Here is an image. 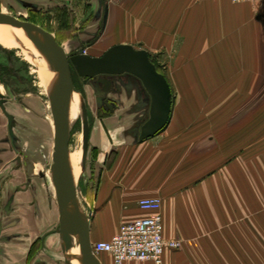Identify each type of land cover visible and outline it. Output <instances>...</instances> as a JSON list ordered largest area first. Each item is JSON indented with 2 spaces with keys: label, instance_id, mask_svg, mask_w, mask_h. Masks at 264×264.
<instances>
[{
  "label": "crops",
  "instance_id": "1",
  "mask_svg": "<svg viewBox=\"0 0 264 264\" xmlns=\"http://www.w3.org/2000/svg\"><path fill=\"white\" fill-rule=\"evenodd\" d=\"M85 1L97 18L76 34L68 30L77 24L68 18L71 4L53 1L61 18L50 19V31L66 49L83 46L100 55L113 44L131 43L158 62L166 56L162 63L171 88L213 89L172 100L167 124L142 140L127 132L119 110L97 122L90 141L99 147L100 159L112 151L114 156L109 164L98 161L100 171L95 182L88 176L80 203L91 241L110 239L123 221L148 215L139 199L158 196L164 236L183 242L181 248H166L160 264H264V0ZM223 86H237L239 92L214 95ZM128 98L136 109L138 93ZM251 109L253 141L230 152L229 137L220 144L230 126L224 119L235 111L232 121L239 122ZM205 111L217 130L199 163L197 127ZM3 121L0 112V127ZM9 150L0 149V264H60L64 252L55 227L60 214L52 176L16 167ZM96 254L101 264H117L107 251Z\"/></svg>",
  "mask_w": 264,
  "mask_h": 264
},
{
  "label": "rangeland",
  "instance_id": "2",
  "mask_svg": "<svg viewBox=\"0 0 264 264\" xmlns=\"http://www.w3.org/2000/svg\"><path fill=\"white\" fill-rule=\"evenodd\" d=\"M50 1L46 2V0H0V11L9 12L21 18L33 20L34 22L44 26L45 28L53 30L54 25L51 24L50 19L53 18L54 20H56L55 18H61L57 17L58 10H56V4H53V1L60 4L62 2L63 5L71 4V15H69L68 18H70L72 22L77 21V24L71 26V28L68 29L69 33L73 32V34H76L80 29H83V27L91 19L97 18L94 17V15L90 14L91 12L89 13V11L92 10L89 9L90 5L85 0ZM34 3H37L36 6L34 5ZM85 4L87 5L85 6ZM92 27L93 26L91 25V28ZM77 50L78 48L73 50L67 49L68 53H73ZM151 59L154 60L153 62L157 64V66L162 72H167L166 66L164 67V64L162 63V61H166V56L162 55L160 57L161 63H159L160 61L158 62V59L155 57L151 56ZM41 60L44 61L43 59ZM0 63L5 64V73L7 74V77L11 79L15 86L19 87L21 90H25L26 88H31V90L33 88L36 90V92L34 91L35 94L33 93L35 98H32V102L33 105L36 107V111L38 114L37 121H35V123L37 125L39 137L38 140L35 141L33 144V149H36L33 150V152L39 155L41 154V156L43 155L44 160H37L35 165L32 167L25 166L24 171L29 172L30 169L34 168L38 171H45L51 177L50 165L53 159L52 153L54 150L55 143V125L50 105V97L48 94V86L42 83L40 77L38 76L36 72L35 63L32 60H29L28 56L24 54L22 49H20L19 47H8L0 42ZM75 77V85L78 89V92L81 94L82 102L85 103L87 109L90 122V134L93 127L98 124V121L103 123L106 116H109L114 112H117L116 110H119V114L121 113L123 115V117H121L124 120L123 122H127V125L125 124L124 126L125 128H127V132L134 134V137H136L135 135H138V126L140 122L144 119V117H146L148 109V99L138 79H136L130 74L112 75L111 78L113 80V86H111L110 91L104 96L102 95L103 84L98 82L96 79L88 78V80L85 81V76H78L77 74H75ZM238 88L239 87L237 86H223L220 87L218 90H215L213 93L214 95L238 94ZM201 89L203 91H201ZM209 89L210 87H190L173 85L172 100L180 99L181 94L193 95L207 92L212 93L211 91L213 89ZM134 92H137L139 95V103L138 105L136 104V109L135 107H133V104L128 101V97H130ZM115 94L125 97L126 100L118 101L116 99V96H113ZM104 98H107L111 102L112 108L108 107L104 103ZM209 104H211V102ZM262 109H264V105ZM253 111L254 109H251L248 113H246V115L242 116L241 119H239V122L232 121V116H234V112L230 114L229 118L224 119V122H227L225 126L228 127V124H230V126L226 128L223 133L220 134L223 136V140H220V144L223 145V143L227 142L226 140H228L229 137L231 143L234 144L231 146V148H234L230 150V152L235 153L237 152L239 147L242 150L244 146L247 147L249 143H252L254 136L252 127L255 118V114ZM200 115L203 117L204 123L202 122L203 124L201 123L202 125L197 127L199 163L203 162L205 160L204 158H206V156H208V154L210 153L211 148H207L208 143L212 141V137L215 136L214 132L217 130V124H211V120L209 119L210 117L207 116V111L201 112ZM81 117L82 114H80L77 122L73 125L72 134L70 137V150L73 153V151L82 149L81 172L77 179V195L79 202L81 203V205H83L82 202H84L85 189L88 185V176H92V180L95 182L96 177L101 168L99 164H97L98 161H103L105 162V164H109L112 156H114V151L110 152L106 157L100 159V149L97 145L91 143L89 137L88 150L84 158L83 120ZM21 127V125L18 126L19 129H21ZM47 130L48 136L45 134ZM238 136H241L240 140ZM202 147L206 148L201 150ZM247 149L252 150V146L248 147ZM247 152L248 150L245 151V153ZM53 187L56 203V189L54 184ZM55 227H60V221H56ZM58 260L60 264H65V255L63 254V256Z\"/></svg>",
  "mask_w": 264,
  "mask_h": 264
},
{
  "label": "water",
  "instance_id": "3",
  "mask_svg": "<svg viewBox=\"0 0 264 264\" xmlns=\"http://www.w3.org/2000/svg\"><path fill=\"white\" fill-rule=\"evenodd\" d=\"M36 6V3H34ZM108 4L104 2L103 24L107 21ZM0 23L18 27L31 33L43 55L55 64L58 78L48 91L55 125V143L50 166L59 207L60 235L63 242L65 264H72L76 253L71 249L81 245L83 264H101L92 247L88 217L81 209L77 195V180L70 159L71 127L69 112L72 95L78 91L72 77L71 64L76 71L103 84L102 95L111 89L112 75L130 74L139 80L147 96V115L138 126V139L154 135L169 121L172 109V88L166 74L160 71L145 48L131 43H116L102 54L84 51L68 53L54 32L44 26L21 18L15 14L0 11ZM112 108L111 102L103 99ZM83 151L87 154L90 122L85 103L82 107Z\"/></svg>",
  "mask_w": 264,
  "mask_h": 264
},
{
  "label": "built area",
  "instance_id": "4",
  "mask_svg": "<svg viewBox=\"0 0 264 264\" xmlns=\"http://www.w3.org/2000/svg\"><path fill=\"white\" fill-rule=\"evenodd\" d=\"M139 205L149 209L150 213L123 221L119 225L118 231L110 239L92 242L95 253L107 251L117 264H123L130 259H151L160 264L166 248L182 247L181 238H166L164 236L160 197H142L139 199Z\"/></svg>",
  "mask_w": 264,
  "mask_h": 264
},
{
  "label": "flooded vegetation",
  "instance_id": "5",
  "mask_svg": "<svg viewBox=\"0 0 264 264\" xmlns=\"http://www.w3.org/2000/svg\"><path fill=\"white\" fill-rule=\"evenodd\" d=\"M8 47L16 46L8 45ZM71 70L76 84L75 74L81 75L72 64ZM5 71V64L0 63V112L4 118L2 127H0V131H3L0 135V149L11 150L7 152V155L12 153L10 158L16 167L19 168L21 165L32 167V164L36 163L37 160H44L43 155L33 152L36 150L33 149V144L39 137L35 123L38 114L32 102L33 93L36 90L33 88L32 90L31 88L21 90L7 77ZM19 125L22 126L21 129L18 128ZM45 134L48 136V130Z\"/></svg>",
  "mask_w": 264,
  "mask_h": 264
},
{
  "label": "bare ground",
  "instance_id": "6",
  "mask_svg": "<svg viewBox=\"0 0 264 264\" xmlns=\"http://www.w3.org/2000/svg\"><path fill=\"white\" fill-rule=\"evenodd\" d=\"M0 42L5 46L14 45L22 49L23 53L28 56L29 60H32L35 63L36 72L42 83L48 86L49 91L50 87L54 85L58 78V71L55 68V64L43 55L33 35L21 28L0 23ZM83 105L84 102H82L81 94L78 91H75L72 95L69 112L71 134L73 125L77 122L80 114H82ZM81 150L82 149L73 151V153L70 151V159L76 180L81 172ZM71 252L76 253L75 257L72 258L71 263L83 264L81 245L78 244L76 247L72 248Z\"/></svg>",
  "mask_w": 264,
  "mask_h": 264
},
{
  "label": "trees",
  "instance_id": "7",
  "mask_svg": "<svg viewBox=\"0 0 264 264\" xmlns=\"http://www.w3.org/2000/svg\"><path fill=\"white\" fill-rule=\"evenodd\" d=\"M56 37H57V39L59 40V41H61V39H60V36L58 35V33L56 34ZM154 61V60H153ZM156 66H157V64H156ZM157 68L160 70V68L157 66ZM161 71V70H160Z\"/></svg>",
  "mask_w": 264,
  "mask_h": 264
}]
</instances>
